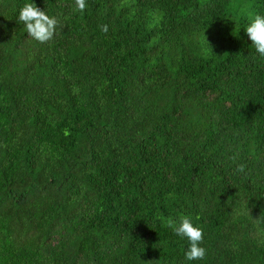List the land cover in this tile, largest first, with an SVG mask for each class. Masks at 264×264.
I'll list each match as a JSON object with an SVG mask.
<instances>
[{
	"label": "trees",
	"instance_id": "trees-1",
	"mask_svg": "<svg viewBox=\"0 0 264 264\" xmlns=\"http://www.w3.org/2000/svg\"><path fill=\"white\" fill-rule=\"evenodd\" d=\"M29 2L51 41L19 22ZM74 9L0 0V264H264V57L245 31L264 0ZM181 216L203 260L167 227Z\"/></svg>",
	"mask_w": 264,
	"mask_h": 264
},
{
	"label": "clouds",
	"instance_id": "clouds-1",
	"mask_svg": "<svg viewBox=\"0 0 264 264\" xmlns=\"http://www.w3.org/2000/svg\"><path fill=\"white\" fill-rule=\"evenodd\" d=\"M74 5V10L83 12L86 8V0H74ZM18 20L25 26L27 35L42 44L54 38L59 24L54 16L50 17L33 2L26 3L20 8ZM107 30V25L101 26V31L107 32ZM245 31L256 53L264 57V15L256 14L252 17ZM245 167L244 164H238L236 171L243 173ZM167 227L171 228L177 236L189 242V247L185 252L187 260H203L205 258L206 249L201 246L204 239L203 230L198 226H194L190 218L181 216L177 221L170 217L167 220Z\"/></svg>",
	"mask_w": 264,
	"mask_h": 264
}]
</instances>
